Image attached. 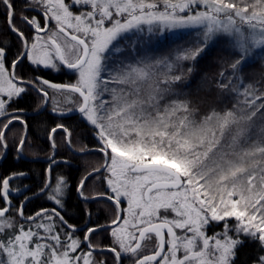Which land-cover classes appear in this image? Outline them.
<instances>
[{
	"label": "snow or ice",
	"instance_id": "snow-or-ice-1",
	"mask_svg": "<svg viewBox=\"0 0 264 264\" xmlns=\"http://www.w3.org/2000/svg\"><path fill=\"white\" fill-rule=\"evenodd\" d=\"M0 17L18 43L9 61L0 40V160L14 124V158L33 143L18 106L30 89L42 98L37 114L49 102L61 118L78 114L96 141L79 153L102 158L76 185L82 226L63 214L66 177L52 175L68 163L56 157V135L76 151L65 124L48 131L37 190L25 170L0 173V264H236L246 243L257 245L251 264H264V87L244 77L248 65L264 66V0H20L19 9L0 0ZM217 43L230 56L202 110L185 89ZM24 60L76 79H26L16 73ZM90 179L104 190L89 194ZM41 196L51 207L26 213ZM96 201L110 202L107 222L93 221Z\"/></svg>",
	"mask_w": 264,
	"mask_h": 264
},
{
	"label": "trees",
	"instance_id": "trees-1",
	"mask_svg": "<svg viewBox=\"0 0 264 264\" xmlns=\"http://www.w3.org/2000/svg\"><path fill=\"white\" fill-rule=\"evenodd\" d=\"M163 51H167L166 49ZM163 54V53H160ZM230 56V53L226 50L223 43H217L215 47L209 48L202 58L198 60V63L195 68V73L190 79V83L188 87L185 89L190 93V99L195 101L197 104H200L202 110L207 107V104H201L202 100L211 101L216 97V90L213 87L212 93L209 95L208 89L214 85V80L218 77V73L221 70V60H227ZM244 77L246 83H252L257 88L264 87V66H261L260 62H256L248 65L244 69ZM29 125V138L33 141L31 147L26 146L24 149V155L29 157H34L32 151L34 149L39 148L37 156L35 157H46L49 155V143L47 141V134L51 127H54L53 119L48 115L44 116H36L30 118L28 121ZM67 127L71 130L72 136L71 141L74 149L78 151L80 148L84 147L85 144L93 143L91 138V127H89L85 122L81 120H77L74 116L69 123L66 124ZM259 123L257 125V131L259 130ZM15 135V143H18L19 137L21 135V129L19 127L14 129ZM58 135V134H57ZM7 140L11 141V135H6ZM15 143H13L12 147L9 148V153L7 154V158L5 161L0 162V173L10 172V171H18L25 170L29 173V177L25 183H27L32 191L37 190L40 186H42L45 178V165L40 160H14V152H15ZM73 157H89V158H98V160H72L74 166L73 180L74 182H78L83 175L90 172L93 168L99 167L102 163V158L100 155L94 153H87L83 155H74ZM84 170L80 172V169ZM91 183H93L91 185ZM97 181L90 179L88 181V185L86 191L91 194V190L93 187H96V191H102L104 186H97ZM74 184L73 191L74 194ZM93 205H105L108 204L103 201L92 202ZM74 209L82 211L81 203L78 201L73 203ZM91 206V208L93 207ZM29 206V205H28ZM32 206V211L39 207H45L44 202H34L30 204ZM30 210L28 214L32 213ZM105 211V210H104ZM96 211L93 210V214ZM106 213V212H104ZM106 216V214H105ZM102 223L107 222L108 217H104ZM95 220V219H94ZM93 242L96 243V238L93 239ZM257 251V245L255 243H246L243 247L238 250L236 264H251V260L255 256ZM98 259V256L96 257Z\"/></svg>",
	"mask_w": 264,
	"mask_h": 264
},
{
	"label": "flooded vegetation",
	"instance_id": "flooded-vegetation-1",
	"mask_svg": "<svg viewBox=\"0 0 264 264\" xmlns=\"http://www.w3.org/2000/svg\"><path fill=\"white\" fill-rule=\"evenodd\" d=\"M17 7L19 9L20 0H17ZM31 14L32 13H29V15H31ZM17 15L19 16V12L17 13ZM26 31H27V29H26ZM29 35H31V32H29ZM0 40H7L8 47L11 49L8 52V58H9V61H11L13 55L17 51L18 43H17L16 37L8 31L7 25L4 23V20H3L2 17H0ZM16 73H17V75L23 76L26 79H32L35 76H40V77H43L44 79H48L49 81L54 82V83L74 82V80L76 79L74 74H72L66 68H63L62 66H61V70H59V71L51 70V69H45L43 67L37 68L36 66L31 65L30 62H28L27 60H24L21 64H19V66L16 69ZM49 91L52 92L53 90L49 89ZM41 100H42V98L39 97L36 92H34V91H32L30 89L18 101V106L20 108L25 109V113L24 114H25V116L27 118V121L30 118H33V117H36V116H41V115L47 116L48 115L50 118L53 119V124L55 126L57 123H63V124L66 125V124L69 123V120H71L73 118V116L72 117H66V118H58L56 116L54 117V115H52V111H51V107H52L51 102H49L48 106L43 108L39 112V114H37L34 111V109L41 102ZM14 107H15V105H14ZM75 118L77 120H81L79 118V116H76ZM17 127H19L21 129V127L18 124H14L12 126L11 130L7 133V134L11 135V141L8 140L9 148H11L13 143H15V141H16L15 140V135H12V133H14V129L17 128ZM91 138L93 140V143H91L89 145L87 144L89 147L95 146V144H96V141L93 138L92 132H91ZM55 139H56V144H57V149H56V157H57V159L58 160H67L68 161L67 164L61 163L58 166L54 167L53 168V172H52L53 178H55V176L57 174H61L62 173L66 177V179L68 181V184L70 185V189L68 190L67 197H66L65 211H64L63 214L65 215L66 219L69 220L70 223L76 224L78 226H82L85 223V217H84V207H85V205L83 204V202L76 195V185H77L78 182H74V180H73V176H72L73 173L72 172L74 171V166L75 165L73 164L72 160H77V161L78 160H98L99 161L100 159H98V158H89V157H84V158L83 157H78V159H77V157H73L72 156V154H74V153L71 152L72 150H69L68 146L66 145V143L64 141V138H63V133L62 132L58 133V135H56ZM9 148H8V153H9ZM75 152L79 153V151H75ZM78 153L74 154V155H78ZM94 154H97V153H94ZM97 155H100V154H97ZM6 158H7V156H6ZM6 158L2 159V161L3 160L5 161ZM13 159L14 160H40V161L43 162L42 164L45 165V169H46L47 164H48V162H45V160H47V156L46 157H42V156L29 157V156H26V154H25L23 159H15L14 157H13ZM80 170H81L80 172H82L84 170V168L80 169ZM44 174H45V171H44ZM27 179L25 181H27ZM97 182H98L97 186H101L102 185L99 181H97ZM73 184H74V190H75L74 194L72 193ZM39 201L40 202H44V204L46 205L45 207H51L49 202L43 196H41V197L33 200L31 203H29L28 204L29 206H27V208L25 209V212L29 213L30 210L32 211V206H30V204H32L34 202H39ZM77 201L79 203H81L82 211L74 209V207H73L74 204L73 203H76ZM103 202H106V201H103ZM106 203L110 204V202H106ZM92 205H93V203L90 204V207ZM92 210L96 211V213L93 215V221L102 223L103 219H105L104 217H106L105 216L106 213H104L105 212L104 211V205L103 204L102 205H93ZM97 210H99L98 214H97ZM209 232H212V230L211 231L209 230ZM79 235L82 237L83 233L81 232V233H79ZM94 238H96V242H97V239H98L97 235H94L92 237V241H93ZM99 239L101 240L103 245H108L110 243V239L107 236V234L100 235ZM105 255H108V254L105 253ZM97 256H98V259H99L100 255L96 254V257Z\"/></svg>",
	"mask_w": 264,
	"mask_h": 264
},
{
	"label": "water",
	"instance_id": "water-1",
	"mask_svg": "<svg viewBox=\"0 0 264 264\" xmlns=\"http://www.w3.org/2000/svg\"><path fill=\"white\" fill-rule=\"evenodd\" d=\"M52 115H54V117L56 116V117H58V118H61V117H59V116H57V115H55V114H53L52 113ZM72 116H78V114H71L70 116H68V117H72ZM64 118H66V117H64ZM71 152H73L74 154H77L78 152H74V151H71ZM78 155H80V153H78ZM2 160H0V162H1ZM30 161H34V160H30ZM45 162H48L47 160H45Z\"/></svg>",
	"mask_w": 264,
	"mask_h": 264
},
{
	"label": "rangeland",
	"instance_id": "rangeland-1",
	"mask_svg": "<svg viewBox=\"0 0 264 264\" xmlns=\"http://www.w3.org/2000/svg\"><path fill=\"white\" fill-rule=\"evenodd\" d=\"M75 78H76V77H75ZM91 130H92V129H91ZM92 184H93V183H91V185H92ZM95 188H96V187H95ZM125 206H126V205H125ZM211 230H212V229H210V231H211ZM217 230H218V229H217ZM211 233H212V232H209L210 235H211Z\"/></svg>",
	"mask_w": 264,
	"mask_h": 264
}]
</instances>
